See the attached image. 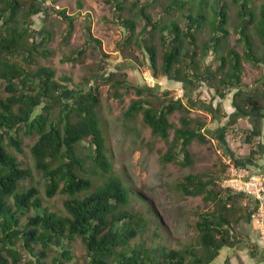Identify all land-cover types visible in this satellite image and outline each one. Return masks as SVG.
<instances>
[{"label": "trees", "instance_id": "trees-1", "mask_svg": "<svg viewBox=\"0 0 264 264\" xmlns=\"http://www.w3.org/2000/svg\"><path fill=\"white\" fill-rule=\"evenodd\" d=\"M105 2L112 7L125 32L121 51L134 42L143 54L141 58L130 57L137 66H149L155 79L160 70L161 76L182 85L186 102L182 98L160 97L153 92L157 85L131 83L123 70L110 73L99 82L110 84L108 93L114 98L122 97L120 88L134 89L137 97L131 99L123 115L131 119L140 113L151 134L167 142L162 155L164 162L179 160L182 166L191 164V141H207L205 121L190 116L192 107L210 106L204 101H190V90L196 88L200 76H205L208 86L220 98L236 88L231 100L234 112L230 122L238 116L264 117L261 112L264 105L260 102L264 99V89L251 93L241 83L242 56L253 64L264 65V0L259 4L255 0H165L163 13H173L169 20L153 18L148 11L151 2ZM229 3L236 5L238 21L233 30L238 34L236 40L242 44V53L233 47L222 51L229 35ZM46 9L42 0H0V80L5 93L0 97V264H46L45 259L54 250L57 255L52 259L53 264H76L72 245L77 239L84 246L88 264H213L220 250L231 242L234 224L250 216L248 207L241 204L246 194L228 187L215 190L214 179L219 176L206 178L204 173H189L179 184L180 191L190 196L202 195L204 200H214L217 205L194 223L200 248L156 246L150 249L143 240L133 243L150 224L152 209L149 205L144 212L134 208L135 203L140 204V194L112 173L97 115L99 83L87 88L82 83L72 84V89L55 78L52 67L40 64L32 67L36 54L45 57L51 53L47 45L52 34L46 29L38 36V31L28 30L19 23L20 19L25 22ZM58 14L67 23L64 34L67 38L73 30L74 16L67 15L65 9ZM138 21L142 22L139 30ZM206 29L208 39L198 43L197 34ZM251 29L263 46L260 54L256 53ZM85 33L83 45L62 57V61L80 60L89 41H94L105 56L101 41L92 35L89 23L85 25ZM156 34L161 48L160 63H157L158 47L154 43ZM209 51L213 53L211 60L216 63L215 67L211 69L209 63L208 69H201ZM104 68V64L99 65L91 75ZM62 78L71 81L70 77ZM260 80L264 88V76ZM67 92L71 101L65 107L59 100ZM163 93L167 95V91ZM55 106L60 109L53 116L51 110ZM174 112H179L178 125L170 121ZM171 129L173 135L169 139ZM224 133L225 127H222L218 138L226 144ZM32 135L37 138L29 150L35 169L44 179L45 197L65 195L59 211L43 204L35 185L20 184L31 178L32 171L22 165L15 152L23 151L22 136ZM251 136L246 137L247 142ZM85 140L92 147L88 156L79 153V145ZM253 153L251 149L250 155ZM229 156L236 166L252 164L250 156L235 158L231 152ZM88 159L93 166L91 171L86 168ZM99 172L104 179L96 184L93 176ZM254 201L258 206L259 201ZM153 234L158 236L156 232ZM220 264L231 263L225 259Z\"/></svg>", "mask_w": 264, "mask_h": 264}, {"label": "rangeland", "instance_id": "rangeland-1", "mask_svg": "<svg viewBox=\"0 0 264 264\" xmlns=\"http://www.w3.org/2000/svg\"><path fill=\"white\" fill-rule=\"evenodd\" d=\"M42 1L47 6L46 11L31 16L25 22L20 19L19 23V26H27L28 30L38 31V36H41L43 30L46 29L52 34L47 45L51 53L45 57L36 54L35 63L32 67L37 64L52 67L55 71V78L61 83H67L72 89L74 88L72 84L82 83L83 88H87L92 83H99L102 78L110 73L123 70L131 83L145 84L149 87L157 85L153 92H156L160 97L166 96L184 100V92L180 83L176 84L167 80L160 75V70L158 79H155L149 66H137L130 59L131 56L135 55L139 58L143 57L142 52L134 42L126 47L124 52L121 51L125 32L118 24L112 7L105 0ZM226 1L229 2L230 0ZM262 1L255 0L257 4ZM146 2H151L148 11L153 18L162 17L163 20H169L173 17V13L166 14L162 11V4L165 0H140V3ZM229 5L230 8L227 11L229 35L222 51L224 53L227 47H233L242 53V44L236 40L238 34L233 30L238 21L235 15L236 5L231 3ZM61 9H65L67 15L74 16L73 30L67 38L64 37L67 23L58 14ZM87 23L91 26L92 35L101 41L100 46L105 56L97 49L94 41H89L80 60L75 62L62 61V57L70 55L74 49L79 48L85 42V25ZM141 25L142 22L138 21L137 30L140 29ZM208 31L206 29V31L197 34L198 43L208 39ZM250 34L256 45V53L260 54L263 46L253 29H251ZM154 43L158 47L157 63H160L161 48L158 44V34L155 35ZM212 58L213 53L209 51L206 58L203 59L201 69L203 67L208 69L209 63H211L210 68L214 69L216 63L212 62ZM241 59L242 85L251 93L256 89L258 92L262 91L264 88L260 77L264 76V65L253 64L243 56ZM101 64H104L105 68L99 70L97 74L91 75L98 70ZM62 77H70L71 81H66ZM99 86L100 101L97 107V115L99 127L105 139L106 153L112 165V173L118 175L135 193L140 194L138 197L140 204L135 203L134 208L143 211L146 205H149L152 209L150 224L143 235L137 236L133 243L143 240L145 246L150 249L156 246L167 249H199L198 231L194 223L201 214L212 210L214 207L217 208V205L214 200H204L202 195L183 194L179 189V184L183 181L184 176L189 173H204L206 178L219 176L214 179L215 190L224 188L221 183L231 160L230 152L235 158L250 156L252 164H248L245 168L250 173L258 174L264 179V148L260 149L259 146H264V117L261 118L259 114H256L257 126L255 129L260 133L255 135L252 134L253 121L250 120L252 119L250 116H238L235 121L230 122V115L234 112L231 100L236 88L228 90L225 97L220 98L214 94L213 88L208 86V80L205 76H200L197 79L196 88L190 90L189 98L192 103L193 101L194 103L204 101L210 106L209 108L206 106L204 108L192 107L190 116L205 121L204 132L207 134V141L201 143L193 139L189 145L191 164L182 166L179 160L170 162L162 160V155L167 149V142L151 134L150 128L142 122L140 113L131 119L124 117L123 112L129 102L137 97L133 88L127 91L120 88L122 97L114 98L108 93L109 83L101 82ZM165 91H167V95H164L163 92ZM69 93L62 95L59 104L65 107L69 105L71 101L68 96ZM3 96L5 93L2 90L0 80V97ZM260 102L264 105V99H261ZM39 109L40 107L36 111L39 112ZM59 109V106L52 108V115L56 116ZM261 112L264 113V111ZM178 116L179 112H174L170 116V121L178 125ZM222 127H225L224 143L226 144H223L218 138V133ZM172 135L173 130L171 129L169 139L172 138ZM249 135L252 136L250 142H247L246 137ZM36 138L37 135L22 136L23 151L21 153L15 152L13 148H8V150L15 152L22 165L29 167L32 171L31 178L22 180L21 186L35 185L43 197V204L54 211H59L62 209V200L65 195L58 193L51 198H46L44 179L34 167V159L29 148ZM251 149L254 151L252 156L250 155ZM91 152L92 147L88 141L81 142L79 153L88 156ZM86 168L88 171L93 169L90 159L86 163ZM98 174L93 176L97 180L96 184L104 179L100 172ZM241 204L248 207L250 216L234 224L235 231L231 242L220 250L213 264H220L225 259H228L231 264H264V205L258 203V206H255L254 198L249 195L242 197ZM154 232L158 236L154 235ZM72 254L76 264H88L84 246L80 239L73 243ZM56 255V250L51 251L45 259L46 264H53L52 259Z\"/></svg>", "mask_w": 264, "mask_h": 264}, {"label": "built area", "instance_id": "built-area-1", "mask_svg": "<svg viewBox=\"0 0 264 264\" xmlns=\"http://www.w3.org/2000/svg\"><path fill=\"white\" fill-rule=\"evenodd\" d=\"M231 161L228 163L227 173L224 175L221 185L252 196L263 206L264 179L258 174L250 173L245 167L236 166Z\"/></svg>", "mask_w": 264, "mask_h": 264}, {"label": "crops", "instance_id": "crops-1", "mask_svg": "<svg viewBox=\"0 0 264 264\" xmlns=\"http://www.w3.org/2000/svg\"><path fill=\"white\" fill-rule=\"evenodd\" d=\"M252 119H250L251 121H253V135H255L256 134V129H255V126H257L256 124H257V119H256V117L255 116H252L251 117ZM262 118V117H261ZM260 133V132H259ZM260 146V149L261 148H264V146H262V145H259Z\"/></svg>", "mask_w": 264, "mask_h": 264}]
</instances>
